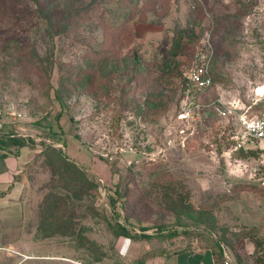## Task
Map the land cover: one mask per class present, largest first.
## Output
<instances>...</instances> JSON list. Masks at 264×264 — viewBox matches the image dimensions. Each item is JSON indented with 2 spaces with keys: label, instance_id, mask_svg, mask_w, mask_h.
<instances>
[{
  "label": "rangeland",
  "instance_id": "obj_1",
  "mask_svg": "<svg viewBox=\"0 0 264 264\" xmlns=\"http://www.w3.org/2000/svg\"><path fill=\"white\" fill-rule=\"evenodd\" d=\"M200 39L216 76L202 99L250 102L264 85V0H0V138L28 144L0 264H124L121 226L135 249L211 238L264 263V139L239 151L236 120L177 119ZM45 144L98 188H66Z\"/></svg>",
  "mask_w": 264,
  "mask_h": 264
},
{
  "label": "crops",
  "instance_id": "obj_2",
  "mask_svg": "<svg viewBox=\"0 0 264 264\" xmlns=\"http://www.w3.org/2000/svg\"><path fill=\"white\" fill-rule=\"evenodd\" d=\"M3 152L0 149V222L19 224L22 210L18 200L25 184L20 176L27 163L23 160L24 148L18 156L3 157ZM210 239L199 246L195 238L176 236L162 241V246L153 252L143 241H138L135 249V241L130 238H123L119 245L124 264H243L230 248Z\"/></svg>",
  "mask_w": 264,
  "mask_h": 264
},
{
  "label": "built area",
  "instance_id": "obj_3",
  "mask_svg": "<svg viewBox=\"0 0 264 264\" xmlns=\"http://www.w3.org/2000/svg\"><path fill=\"white\" fill-rule=\"evenodd\" d=\"M209 40L203 43V48L195 52L187 71V81L182 92L177 113V119L186 122L189 119L197 121L205 114L207 117L215 113L217 118L236 120L232 139L235 149H245L249 142L264 139V110L256 107L264 102V90L255 88L250 102L242 99L224 100L222 97L202 99L209 90L214 88L212 66L214 62V47ZM172 137V136H171ZM169 139L168 143H172ZM173 146V145H172Z\"/></svg>",
  "mask_w": 264,
  "mask_h": 264
},
{
  "label": "trees",
  "instance_id": "obj_4",
  "mask_svg": "<svg viewBox=\"0 0 264 264\" xmlns=\"http://www.w3.org/2000/svg\"><path fill=\"white\" fill-rule=\"evenodd\" d=\"M202 39H200V41H198V43L195 46V49H194V52H193V56L192 58L190 59V63L192 62L193 60V57H194V54L196 51H198L199 49L203 48V43H201ZM137 62H140V60H138ZM190 63L188 65H186V67H184V70L182 72V81L180 82L181 83V94L185 88V85H186V81H187V76H186V71L190 65ZM141 67V63H137V68H140ZM213 67H214V62H213V66H212V77H213V82L215 84V81H216V76L214 74V70H213ZM180 94V95H181ZM218 95L215 97L217 98ZM256 109L260 112L262 110H264V102L261 103L260 105H258L256 107ZM63 113H59V115L57 116L58 120L62 117ZM216 116L215 113H212L211 112V115H209L208 117L204 114L203 115V119L205 121L207 120H211V119H214ZM50 137H52L51 135H49ZM13 145L19 147L18 150H15V152H12V147ZM28 144L22 140H18V139H15V138H8V139H4V138H0V149L3 150L4 152L2 153V156L3 157H6L7 155L9 154H13L15 156H18L21 152V149L26 147ZM46 147L45 148H51L50 149V152L46 153V151L43 150V154H48L49 156H51V158H54L56 159L58 162L60 161L61 165L60 168H61V172L63 174V176L65 177H68L69 178V182H66L68 183V185L66 186V188H70V186L72 185H79V190L80 192L82 191V193H77V196L78 197H83V195L85 194V191H83V188L86 186V185H91V186H95V188L97 189L98 186L95 184V182H93L92 180H89V178L86 176L85 172L80 168L78 167L77 165H73V164H70L68 160V156H66L62 150H56L55 148H52L49 144H45ZM239 151H245V149H240ZM249 152L255 154V151L254 150H248ZM68 191H72L71 189H68ZM121 231L123 233H120L121 235L125 236L124 238H131V236L129 235L130 233L127 231V229L123 226H121Z\"/></svg>",
  "mask_w": 264,
  "mask_h": 264
},
{
  "label": "bare ground",
  "instance_id": "obj_5",
  "mask_svg": "<svg viewBox=\"0 0 264 264\" xmlns=\"http://www.w3.org/2000/svg\"><path fill=\"white\" fill-rule=\"evenodd\" d=\"M261 91H263L264 90V88H262V89H260Z\"/></svg>",
  "mask_w": 264,
  "mask_h": 264
}]
</instances>
